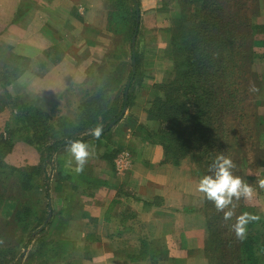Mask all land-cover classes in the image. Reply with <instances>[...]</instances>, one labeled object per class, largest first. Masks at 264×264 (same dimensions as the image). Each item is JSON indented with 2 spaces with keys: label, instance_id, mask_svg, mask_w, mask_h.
<instances>
[{
  "label": "trees",
  "instance_id": "trees-1",
  "mask_svg": "<svg viewBox=\"0 0 264 264\" xmlns=\"http://www.w3.org/2000/svg\"><path fill=\"white\" fill-rule=\"evenodd\" d=\"M174 1L177 4L183 2L187 5L188 21L197 20V26L193 29L196 34L191 41L188 40L189 53H183L180 56L175 65V71L171 70L167 73L168 82L161 81L158 84L159 91L155 92L156 98L149 101L148 112L160 126L156 130L157 133L148 135L147 139L151 143H159L166 159L176 164L188 155L193 157L191 155L193 153L197 156L196 167L198 171H203L205 178L208 176L209 169L206 170L204 165L208 164L210 167L212 162L214 173L217 174V158L223 154L231 160L232 166L228 171L237 165V159L230 151L232 148L237 149L238 144L235 143V146L228 144L223 117L226 114L231 115L229 127H242V125L236 126L240 116L233 111L238 105L237 98L240 90L236 85L246 75L242 71L243 60L247 58L250 60L253 56L251 45L248 46L249 40L256 29L263 27L255 23L259 0ZM194 3L196 7L192 10ZM107 4L106 29L112 33L113 42L119 41L117 46L122 52L120 56L127 60L128 68H123L124 64H122L118 74L111 70L108 74L103 66L99 79L95 82L98 84L93 87L95 90L81 99L82 111L78 113L76 119L60 118L56 129H53L52 141L44 140L45 136L41 133L39 137L41 142L34 143L42 154V164L20 167L5 165L3 157L11 148L13 141H9L0 134V264H25L22 261L25 253L17 255L12 245L15 239L21 242L23 238L26 244L18 243L16 248L29 245V261L35 264L39 249L44 247L43 240L36 239V236L44 233L52 220H54L52 229L57 234L55 241L57 247L65 245L66 241L59 237L60 233L57 230L58 212L54 205L49 204V197L50 189H53L58 196L64 194L65 186H67L65 179L74 187L73 174L62 175V171L60 172V168L57 167L59 171L52 172L50 175L46 166L53 161L54 154L66 145L63 143L64 140L80 139L79 142L72 143L77 144L91 139L95 144H101V139L107 136L111 128L101 131L121 114L124 106L131 105V88L141 72L140 54L137 49L139 11L135 7L139 4V0H108ZM197 7L202 14L198 16L199 18H194L195 13L199 11ZM202 32L204 34L200 37ZM135 34V44H132ZM199 49L200 54H198ZM50 55V51L45 52L46 57ZM197 60H199L198 66ZM40 63L42 66L46 65L43 61ZM177 68L179 70L176 72ZM4 73L7 76L5 82L9 83L12 77L9 76V71ZM128 84V94L125 99ZM210 85L212 90L209 89ZM120 87L122 91L119 94L117 90ZM211 94L215 95V101H211ZM2 108L0 106V109ZM25 117L26 114H23L22 118ZM41 117L37 112L30 111L28 120L32 121L35 127L40 128L38 120ZM203 119H206V122ZM259 123H262V117H259ZM230 132L234 133L232 130L228 133ZM233 136H236L235 133ZM210 150L211 155H216V158L205 160L209 157ZM117 152L114 150L111 155ZM242 161L243 158L239 159L240 163ZM83 173L85 175L82 176V181L89 185L90 172L84 168ZM84 177H86L85 180ZM6 178L7 182L10 181L16 189L24 192L25 196L27 193V198L18 199L9 193L6 194L4 192V189H7ZM49 182H51V188ZM68 189L72 188L68 187ZM31 194L33 196L29 198ZM209 200L208 197L206 208L210 212L207 219L214 217L215 220H222L220 217L222 214L214 209L216 203L211 204ZM215 211L216 214H211ZM49 213H51L50 217H48ZM223 216L226 217V215ZM241 218L243 223L240 222ZM227 221L232 230V238L222 237L224 227L226 228L224 223L223 229L220 226L216 231L220 236L218 246L213 245V250L207 251L208 255L214 257L220 264H264V219L260 214L253 210L240 217L235 212ZM238 227L243 228V236L234 238V232ZM219 244L227 248L224 249V247L219 251ZM44 263H46L45 260L41 264Z\"/></svg>",
  "mask_w": 264,
  "mask_h": 264
},
{
  "label": "crops",
  "instance_id": "crops-1",
  "mask_svg": "<svg viewBox=\"0 0 264 264\" xmlns=\"http://www.w3.org/2000/svg\"><path fill=\"white\" fill-rule=\"evenodd\" d=\"M162 1L139 0L140 9H155ZM107 12V0H0V36L12 52L29 57L30 85L38 78L32 66L45 61L50 47L73 55L72 43L66 49L63 37L74 36L78 25L84 31L106 29ZM257 22L264 26V0H259ZM65 26L69 32H63ZM88 44L100 49L98 43ZM124 119L101 144L91 139L77 143L88 153L82 170H77L72 143L53 156L61 174L74 179V187L64 180L72 189L65 186L63 195L49 197V204L57 206L59 237L70 244L67 254L79 253L71 262L202 264L208 232V197L200 189L203 171L190 155L179 164L167 160L159 143L140 141ZM114 150L118 152L111 155ZM122 151L129 153L127 163L116 168ZM84 168L90 172L89 185L82 181Z\"/></svg>",
  "mask_w": 264,
  "mask_h": 264
},
{
  "label": "rangeland",
  "instance_id": "rangeland-1",
  "mask_svg": "<svg viewBox=\"0 0 264 264\" xmlns=\"http://www.w3.org/2000/svg\"><path fill=\"white\" fill-rule=\"evenodd\" d=\"M184 4L183 2L177 4L174 0H163L159 7L145 9L143 12L140 9V2L138 4L137 49L140 54L141 72L131 88V105L126 107L122 117L125 118L124 122L127 120V123L131 124L134 132L139 135V140L143 142L151 143L147 136L157 133L156 130L160 126L159 122L148 112L149 101L156 98L154 96H156L155 92L159 91L158 84L161 81L163 83L168 82L167 73L171 70L175 71V65L178 63L180 56L183 53H189L188 40L191 41L196 34L193 29L197 26V20L188 21L187 5ZM195 7L196 4L194 3V6L191 7L192 10ZM182 8H184L183 11ZM188 8L190 9L189 6ZM201 14L200 10L197 11L194 18H199L198 16H201ZM257 17L255 23L258 24ZM3 27L4 24L0 22V30ZM202 27L204 30V26ZM76 29L74 36L69 34L68 37H63L66 40V49L70 45L69 42L72 43L70 53L72 52L73 55H65L63 48L57 45H55L57 47H50L47 51H50L51 55L49 57L45 56L46 59L43 62L46 65L42 66L40 60H38L32 66L38 78L30 85L29 57L12 52L10 45L4 42L0 36V106L3 107L0 109V134L9 141H13L11 148L5 152L3 157L5 165L15 167L21 165L33 166L43 162L42 154L34 143L35 141L36 143L41 142L39 141L41 133L45 136L44 140L52 141L53 129H56V124H59L60 118L76 119L78 113L82 111L80 107L81 99L95 90L93 87L98 84L95 82L98 81L103 66L108 74L110 70L118 74L122 64H124L123 68H128L127 60L120 56L122 52L117 46L119 41L114 40L113 42L112 33L109 30L92 29L84 31L80 25ZM66 31H68V26L63 29L64 33ZM263 33L264 26L253 32L248 43V46L251 45L253 56L250 60L248 58L243 60L242 71L246 75L236 85L240 90L237 98L238 105L233 111L240 116L236 126L242 125V127H229L231 115L226 114L223 117L228 144L234 146L235 143L238 144L237 149L232 148L233 152L230 151L237 159V165L229 173L232 177H238L242 186L250 188L251 193L248 196L241 194L238 198L235 195L232 196L231 202L223 209H218L215 204L214 209L222 214L220 215L222 220H215L214 217L208 220L205 243L207 247L205 246L204 249L205 261L202 264H220V262L215 261L214 257H210L207 251L213 250V245L218 246L220 236L217 235L216 231L224 223H226V228L224 227L222 237H225V239L232 238V230L227 219L233 213L237 212L242 217L254 210L264 219V42L263 40L258 41L259 38H264ZM203 34L204 32L200 34V37ZM88 43H98L100 49L98 45H96L97 47H89L91 45ZM102 50H104V54L99 56ZM200 53L201 50L199 49L198 54ZM196 63L198 66L199 60ZM5 70L9 71V76L12 77L9 83L5 82V78H7L4 73L7 72ZM178 70L179 68L176 72ZM26 72L27 76H22ZM210 87L209 89L212 90L211 85ZM117 91L120 94L121 87ZM211 95V101H215V95ZM30 111L37 112L42 116L38 120L40 128L35 127L32 121L29 122ZM23 114H26L24 119L22 118ZM259 117H262L261 124L259 123ZM121 120L122 118L118 122ZM203 121L206 122V119H203ZM231 130L235 133L236 140L233 136L234 133H228ZM224 142L226 143L225 138ZM123 147H126V145ZM126 148L129 150L128 147ZM211 153L210 150V155ZM191 155L196 164L197 156L193 153ZM210 155L205 160L216 158V155H211V157ZM223 157H226V155L223 154ZM242 158L244 162L240 163L239 159ZM58 165L57 161L53 160L45 166L48 173L52 175V169L58 167ZM210 165V167L208 164L204 165L206 170L209 169L207 177L216 179L217 174L214 173L212 162H210ZM7 180L6 178L7 189H4L6 194L9 193L18 199L27 198V193L25 196L24 192L16 189L15 185L10 181L7 182ZM49 184L51 188V182ZM54 194L56 195V192L51 189L50 195L54 196ZM30 196L33 195H29V198ZM209 201L211 204L216 203L214 199ZM55 207L57 209L56 204ZM256 207L258 210L255 209ZM48 209L50 210V208ZM209 212L208 209V217ZM226 213H231V215L226 216V218L223 216ZM211 214H216V211L211 212ZM50 216L51 213L48 214V217ZM53 225L54 220L44 233L36 236V239L43 240L44 247L39 249L35 264H41L43 260L47 264L49 262L50 264H74L71 262L72 257L77 259L79 253H74V256L67 254L71 250L69 242H66L64 246L57 247L55 243L57 234L52 229ZM234 233V238L243 236V234L238 235L237 229ZM23 240L21 242L18 239L12 241L14 252L17 255L24 252L22 261L25 264H32L29 261V245L16 248L18 243L20 245L26 244ZM219 247V251L224 247V249L227 248L223 244H219Z\"/></svg>",
  "mask_w": 264,
  "mask_h": 264
},
{
  "label": "clouds",
  "instance_id": "clouds-1",
  "mask_svg": "<svg viewBox=\"0 0 264 264\" xmlns=\"http://www.w3.org/2000/svg\"><path fill=\"white\" fill-rule=\"evenodd\" d=\"M71 152L77 162V170H82L83 164L88 155L85 146L80 144H74L71 148ZM216 166L218 167V173L216 179L205 177L200 184V189L205 191L210 199H214L218 209H223L227 204L231 202L232 196L237 198L244 194L250 195L251 189L247 186H242L241 180L238 177H232L228 169L232 166L231 160L227 157L220 156L217 158ZM231 213H226V216ZM243 223V218H241ZM243 228H237L238 235L243 234Z\"/></svg>",
  "mask_w": 264,
  "mask_h": 264
},
{
  "label": "water",
  "instance_id": "water-1",
  "mask_svg": "<svg viewBox=\"0 0 264 264\" xmlns=\"http://www.w3.org/2000/svg\"><path fill=\"white\" fill-rule=\"evenodd\" d=\"M136 9L137 11L139 10V6L136 4ZM139 23V14L137 15V24ZM135 38H136V34L133 36L132 38V44H134L135 42ZM133 64H134V60H133ZM134 70V69H133ZM128 88H129V84L127 85V88L125 90V99L127 98V94H128ZM125 110H126V106L123 107L122 111H121V114L116 118L114 119L113 121H111L108 125V127H106L105 129H103L101 132H104V131H107L109 128H111L113 125H115V123H117L121 118L122 116L124 115L125 113ZM80 139H74V140H64L63 143L64 144H71V143H76V142H79Z\"/></svg>",
  "mask_w": 264,
  "mask_h": 264
},
{
  "label": "built area",
  "instance_id": "built-area-1",
  "mask_svg": "<svg viewBox=\"0 0 264 264\" xmlns=\"http://www.w3.org/2000/svg\"><path fill=\"white\" fill-rule=\"evenodd\" d=\"M128 157L129 153L127 151L120 152L115 160L116 168H121L123 165H126Z\"/></svg>",
  "mask_w": 264,
  "mask_h": 264
}]
</instances>
